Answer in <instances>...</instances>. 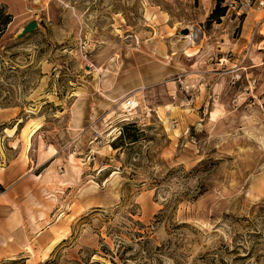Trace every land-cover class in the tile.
I'll return each instance as SVG.
<instances>
[{"label": "rangeland", "instance_id": "rangeland-1", "mask_svg": "<svg viewBox=\"0 0 264 264\" xmlns=\"http://www.w3.org/2000/svg\"><path fill=\"white\" fill-rule=\"evenodd\" d=\"M226 1L0 0V215L48 231L0 264H264V10Z\"/></svg>", "mask_w": 264, "mask_h": 264}, {"label": "crops", "instance_id": "crops-1", "mask_svg": "<svg viewBox=\"0 0 264 264\" xmlns=\"http://www.w3.org/2000/svg\"><path fill=\"white\" fill-rule=\"evenodd\" d=\"M2 207L0 205V208ZM32 231L33 235L30 233L28 217L25 214H21L16 210L5 217L0 215V260L1 258H9L17 255L27 257V261L31 260L29 259L30 254L28 253L30 251L32 252V249L28 247V243L33 238L34 233L42 238V242L48 239L47 227L44 225L40 226L38 230L33 228ZM65 237V235L58 233L54 245L62 241ZM51 247L50 244L45 250L49 253Z\"/></svg>", "mask_w": 264, "mask_h": 264}, {"label": "built area", "instance_id": "built-area-1", "mask_svg": "<svg viewBox=\"0 0 264 264\" xmlns=\"http://www.w3.org/2000/svg\"><path fill=\"white\" fill-rule=\"evenodd\" d=\"M228 12H231L236 17L248 16L253 10H264V0H227L225 3ZM264 30V16L258 21V24L252 30V33L258 34L262 33ZM264 34V33H263ZM134 101L132 97L128 98L126 101L125 109H133ZM123 122H135L137 119L129 111L125 112L123 116Z\"/></svg>", "mask_w": 264, "mask_h": 264}, {"label": "trees", "instance_id": "trees-1", "mask_svg": "<svg viewBox=\"0 0 264 264\" xmlns=\"http://www.w3.org/2000/svg\"><path fill=\"white\" fill-rule=\"evenodd\" d=\"M221 1L222 0H219V3L217 4V7L213 11L212 16H211L212 18L215 15H223V14H220V9H219V4H220ZM0 12H1V10H0ZM11 19H12V14H9L8 12L6 14H4V19H3L2 25L0 24V37H1V34L5 30V26L9 22H11ZM131 124L136 127V132L133 133V134H124V133H122V136L118 137L116 140H118V141L119 140H128L127 142H129V143H135V142H137L140 139V136H141L140 135V130H141V128H139L136 123H131ZM113 146L115 148L118 147V146L115 145V142H114ZM104 249L106 250V253H109L112 256V260H113L114 263H116V258H118L119 260H122L124 262H126L129 259L127 257V250L129 249V246L124 244L123 242H121L119 244V247L117 248L116 251L111 250L108 246H104ZM142 250L143 251L145 250L144 247H142ZM140 252H141V250L138 251V255L140 254ZM17 261H18L17 259L16 260H11L10 262H6V264H14ZM55 262H56L55 260H48L45 264H54Z\"/></svg>", "mask_w": 264, "mask_h": 264}, {"label": "water", "instance_id": "water-1", "mask_svg": "<svg viewBox=\"0 0 264 264\" xmlns=\"http://www.w3.org/2000/svg\"><path fill=\"white\" fill-rule=\"evenodd\" d=\"M37 27V23L35 21L29 22L27 26L23 29V35L32 32Z\"/></svg>", "mask_w": 264, "mask_h": 264}, {"label": "bare ground", "instance_id": "bare-ground-1", "mask_svg": "<svg viewBox=\"0 0 264 264\" xmlns=\"http://www.w3.org/2000/svg\"><path fill=\"white\" fill-rule=\"evenodd\" d=\"M258 16H260V15H258ZM258 16H257V17H258ZM263 33H264V31H263Z\"/></svg>", "mask_w": 264, "mask_h": 264}]
</instances>
